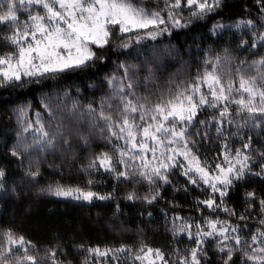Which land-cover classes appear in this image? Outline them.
Masks as SVG:
<instances>
[{
    "label": "snow or ice",
    "instance_id": "6c2138e0",
    "mask_svg": "<svg viewBox=\"0 0 264 264\" xmlns=\"http://www.w3.org/2000/svg\"><path fill=\"white\" fill-rule=\"evenodd\" d=\"M0 29V89L18 93L0 112V264H264V0H0ZM43 196L99 210L42 244L16 219ZM94 221L138 239L82 242Z\"/></svg>",
    "mask_w": 264,
    "mask_h": 264
},
{
    "label": "trees",
    "instance_id": "16d2710c",
    "mask_svg": "<svg viewBox=\"0 0 264 264\" xmlns=\"http://www.w3.org/2000/svg\"><path fill=\"white\" fill-rule=\"evenodd\" d=\"M23 19V17H21ZM2 31V29H0ZM159 41L161 44L167 43V39L164 37L159 38ZM154 43L152 41H149L148 44ZM123 59V57H121ZM179 64H173L170 68H168V72H175L177 69H180ZM193 73L195 69H192ZM167 78V74H165V77ZM75 79V78H73ZM48 85V87H45L42 89L44 92H49L52 89L60 88L66 86L62 83H56L51 80H47L44 82ZM37 93L41 91V89L37 88L35 90ZM17 92L15 90L11 91L9 93L8 91H5L3 89H0V112H3L4 107L6 104L16 102L12 98L17 96ZM91 92L85 93L86 96L91 95ZM19 97L21 100L24 99H30L33 100L34 103L38 101V95L36 97H33V94L31 91H29L28 88H25L19 92ZM203 118V116L201 117ZM100 147H103L102 142L100 143ZM99 150V149H98ZM46 176L50 175V173H45ZM97 179H104L107 180L108 177H97ZM180 184L184 183V180L181 178L178 181ZM98 191H105L108 190L106 188H97ZM143 191V189H142ZM169 192L171 190L169 189ZM195 195H199V191H194ZM171 199V195L168 197ZM192 197H184L183 194L177 196V201L179 204L183 205L185 210L191 207V204L185 203V200L191 201ZM158 208L165 207L164 204H160L157 206ZM48 209H55V213L53 215L48 214ZM99 209L97 208H78L75 207L72 203H64L62 202V198L57 197H51V196H43L40 199L38 208L36 211L33 212L32 216L21 222L18 218L16 219V223L19 224V231L24 232L26 235L29 236V238L34 240H39L40 243H47L48 237H51L53 235V232L56 230H59L61 233L69 232V228L67 227V224L70 222L72 224H75L77 226H80L82 223L81 221V215L87 214L89 211L92 213V216L95 217L96 212ZM126 211H128L126 209ZM12 209H8V215L4 218V221H0V223L4 222H12L11 217ZM207 214V213H206ZM123 219V217L121 218ZM162 219L161 217H157V220ZM139 218H137L135 221H130V224L138 223ZM156 222L155 220L153 221ZM51 229V231H49ZM163 231V230H161ZM82 235V242L89 243V244H100L101 247L104 245H111V246H119L120 244H132L135 243L138 239V237L133 233H127L122 234L118 232H113L110 228H108L103 221L100 222H93L91 224L85 225V227L81 231ZM167 234L162 235H153L152 232H149L147 236L144 238L146 243L155 248V247H164L166 244L169 243V241L166 238ZM81 242V241H77ZM187 240L185 239L184 243L181 245V247L187 245Z\"/></svg>",
    "mask_w": 264,
    "mask_h": 264
},
{
    "label": "rangeland",
    "instance_id": "374dc122",
    "mask_svg": "<svg viewBox=\"0 0 264 264\" xmlns=\"http://www.w3.org/2000/svg\"><path fill=\"white\" fill-rule=\"evenodd\" d=\"M145 264H147V262H145Z\"/></svg>",
    "mask_w": 264,
    "mask_h": 264
}]
</instances>
